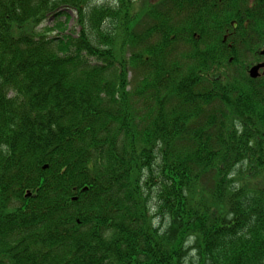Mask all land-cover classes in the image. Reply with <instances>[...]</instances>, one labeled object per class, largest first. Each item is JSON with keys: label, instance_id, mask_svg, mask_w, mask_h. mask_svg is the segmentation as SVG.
<instances>
[{"label": "trees", "instance_id": "1", "mask_svg": "<svg viewBox=\"0 0 264 264\" xmlns=\"http://www.w3.org/2000/svg\"><path fill=\"white\" fill-rule=\"evenodd\" d=\"M105 2L0 0V264H264V0Z\"/></svg>", "mask_w": 264, "mask_h": 264}, {"label": "rangeland", "instance_id": "2", "mask_svg": "<svg viewBox=\"0 0 264 264\" xmlns=\"http://www.w3.org/2000/svg\"><path fill=\"white\" fill-rule=\"evenodd\" d=\"M100 2H104L106 1L105 3H108V2H112L113 0H98ZM71 10V9H70ZM62 21L64 22L65 21V18H62ZM55 24V21H54V18L53 16L48 18L44 23H43V26H49V27H53ZM79 27L77 26V15L75 13H71V19L67 21L66 23V33H74L76 35V31H78ZM58 31H54V33H56ZM250 57V56H249ZM263 58H260L259 60H263ZM163 229H164V226H162ZM194 246V244H193ZM195 248V247H193ZM196 251V250H195ZM192 256V259L197 262L198 260V254L196 252H193L191 254Z\"/></svg>", "mask_w": 264, "mask_h": 264}, {"label": "water", "instance_id": "3", "mask_svg": "<svg viewBox=\"0 0 264 264\" xmlns=\"http://www.w3.org/2000/svg\"><path fill=\"white\" fill-rule=\"evenodd\" d=\"M262 53L264 54V50L262 51ZM260 67H264V63L257 64V65L253 66L250 69V73H251V76L252 77H256V76L259 75V68Z\"/></svg>", "mask_w": 264, "mask_h": 264}, {"label": "flooded vegetation", "instance_id": "4", "mask_svg": "<svg viewBox=\"0 0 264 264\" xmlns=\"http://www.w3.org/2000/svg\"><path fill=\"white\" fill-rule=\"evenodd\" d=\"M259 62H264V61H259Z\"/></svg>", "mask_w": 264, "mask_h": 264}]
</instances>
